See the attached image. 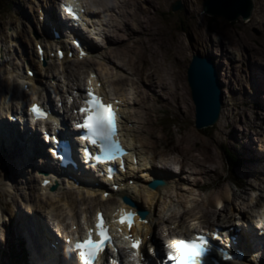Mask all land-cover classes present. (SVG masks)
Returning a JSON list of instances; mask_svg holds the SVG:
<instances>
[{"label": "rangeland", "instance_id": "obj_1", "mask_svg": "<svg viewBox=\"0 0 264 264\" xmlns=\"http://www.w3.org/2000/svg\"><path fill=\"white\" fill-rule=\"evenodd\" d=\"M175 1L177 0H128L126 8L130 13L123 15L121 28L117 31L109 52L127 54L142 69L159 74L160 82H167L164 85L170 86L164 88L165 91L160 96L164 102H155L153 106L172 108V102L177 108L174 114L178 120L175 122L166 117L162 124V115L158 113L159 121L156 122V114L150 112V130L155 137L162 139L153 138L151 143L157 151L168 150L169 153L179 154L182 161L174 158L179 164L183 165L189 160L184 165H193L191 182L196 184L188 186V191L189 194L193 189L196 192L192 196L193 204L201 207L202 210L199 211L203 216L208 212L214 213L204 203V191L213 192L208 182L218 175L221 176L220 184H224L228 177L225 150L241 145L246 135L250 136V141L253 140L259 122L253 119L254 126L250 127V120L243 118L241 107L227 102L218 122L219 126L216 124L198 129L195 124L196 103L192 97L187 70L195 52L208 51L212 54L217 47L219 50L215 56L219 69L221 73L228 75L224 90L229 89L232 83H237L242 88L251 89L254 99L264 103V99H261L264 94L261 86L252 84L241 72L243 70L234 66L246 57L250 62V73H256L261 82L264 79V0H253V10L248 19L240 16L234 21L205 13L204 0H179L184 9L172 11ZM230 57L236 59V62L231 61ZM146 110L144 108L145 118ZM176 215L179 219L180 214L177 213L169 218ZM209 218H212L211 215ZM0 251H5L8 255L11 243L7 246L0 243ZM4 257L0 254V264L5 262Z\"/></svg>", "mask_w": 264, "mask_h": 264}, {"label": "snow or ice", "instance_id": "obj_2", "mask_svg": "<svg viewBox=\"0 0 264 264\" xmlns=\"http://www.w3.org/2000/svg\"><path fill=\"white\" fill-rule=\"evenodd\" d=\"M64 10L69 15L75 17L71 7H66ZM83 55L84 53L81 52V56ZM88 84L87 96L89 99L86 103L89 107L79 110L81 113H86L87 115L83 123H78L76 127L87 130V134L84 135L82 139L89 140L92 145L98 148L99 153L102 154L95 156L97 162L116 160L120 156L125 155V153L121 145L114 138L115 113L110 104L104 105L101 99L93 94L91 79L88 81ZM31 111L38 118H44L46 114L45 111L41 110L40 106L35 104L32 106ZM93 113H95V115H93ZM121 167H123V164H121ZM125 202L131 203L130 201ZM131 207L135 208L136 206L132 204ZM119 211L120 222H127L129 227L132 226V222L137 215H142V213L132 211L131 208L128 211H125L123 208ZM96 219L95 235L98 239H93V233L90 230L87 239L78 240L74 244V250L78 253V259L81 264H96L98 256L105 252L107 245L111 243V237L108 233L103 215L98 212ZM215 239H219V237H215ZM124 240L129 241L128 247L137 250L133 253L132 259L143 256V253L140 251L143 244L141 239H133L131 236H124ZM167 247L170 249L166 253L167 264H204V258L209 251L210 241L209 238L200 236L195 240L181 239L175 245H168ZM113 251H115V248H113ZM151 251L152 250L149 249V252ZM224 258H226V260L232 259L231 256L227 255ZM139 264H144V260H140Z\"/></svg>", "mask_w": 264, "mask_h": 264}, {"label": "water", "instance_id": "obj_3", "mask_svg": "<svg viewBox=\"0 0 264 264\" xmlns=\"http://www.w3.org/2000/svg\"><path fill=\"white\" fill-rule=\"evenodd\" d=\"M179 0L172 9H182ZM253 9V0H204L203 11L212 16L218 15L233 21L240 15L243 18L250 16ZM189 83L192 95L197 106V127L212 125L220 113L221 82L215 66L209 58L194 60L188 70Z\"/></svg>", "mask_w": 264, "mask_h": 264}, {"label": "bare ground", "instance_id": "obj_4", "mask_svg": "<svg viewBox=\"0 0 264 264\" xmlns=\"http://www.w3.org/2000/svg\"><path fill=\"white\" fill-rule=\"evenodd\" d=\"M110 20L113 22V20L110 18ZM107 24V23H106ZM113 24V23H112ZM112 25H110V27H111ZM153 54V53H152ZM148 58V57H147ZM168 59V58H167ZM117 60L119 61V58L117 57ZM127 61V58H125L124 56H123V61L122 62H126ZM154 66V65H153ZM160 70V69H159ZM16 78V76L14 77V79ZM142 79V76L141 77H139V79ZM147 82H150V80H148ZM1 83H2V81H1ZM131 84L135 87V89H137V90H139V91H141L142 92V90H140L141 89V86L139 85V84H137L136 82H131ZM3 86L4 85H2L1 84V87H2V90L1 91H3ZM11 86V85H10ZM10 86H8V88H7V92H8V95L9 96H16V93L14 94L13 93V91H12V89H11V87ZM39 89H40V85L38 84V91H39ZM37 90H35V91H31V96L32 97H35V92H36ZM155 92V91H154ZM9 93H13V94H9ZM143 93V92H142ZM149 103H150V100H149V98L148 97H146V99L143 101V98L141 99V101H140V104H141V109L142 110H140V111H135L134 112V115H136V117H137V119L139 120V121H142V123H145V116H144V108H147V109H149ZM12 108H15V107H12ZM11 109V107L8 105V106H4L2 109H0V118L6 113V112H8L9 110ZM145 113H147V110L145 111ZM221 119V118H220ZM23 121V120H22ZM220 121V120H219ZM16 123L14 122L13 123V125H15ZM6 125H3V127H2V129H3V131L6 129ZM12 128H14V127H12ZM27 136V135H26ZM8 139H12V136H9V137H7ZM3 139V137L2 136H0V141ZM16 140V142H20V141H18V139H15ZM21 144V143H20ZM17 145V144H16ZM15 145V146H16ZM18 146V145H17ZM36 146L38 147L39 146V143L37 142V144H36ZM20 149H21V151H23V148L21 147V146H18ZM13 148V147H12ZM49 148L50 149H52V146L51 145H49ZM24 149H28L27 147H24ZM15 151H19V150H15ZM1 153H3V151H1ZM37 152H34L33 153V155L35 156V154H36ZM22 154V153H21ZM153 174H155V175H157L156 173H153ZM4 175H6V173H4L2 170H0V177H2V176H4ZM4 180H5V177H4ZM0 181H2L1 180V178H0ZM96 181V180H95ZM172 188H173V186H172ZM166 189H168V186L166 187ZM153 195H154V193H152V197H153ZM43 197L44 196H46V195H42ZM223 196L225 197V193L223 192ZM222 198H220V200H221ZM34 200H38V198H37V196L34 198ZM40 204H43V202L42 201H38ZM204 202H208V203H210V201H206V200H204ZM213 205H214V203H213ZM72 209V207H70V210ZM74 212H76V214H74V213H71V215H72V217H75V216H79V214H82V212L83 211H85V212H87V213H90V211L88 210V209H82V210H73ZM240 211V210H239ZM191 213L195 216V211L194 210H192L191 211ZM231 214V213H230ZM209 215L210 214H207V218H209ZM201 220L202 219H200V221H199V216H195V221H196V225L197 226H193V227H190V228H182L181 230H179L180 232H177V233H175V235H179V234H181L182 236H184L186 233H188V232H192V231H196V230H198L199 228H200V226L198 225V223L199 222H201ZM28 221H30V220H28ZM31 222H33L34 223V221H32L31 220ZM254 222V221H253ZM35 224L37 225V226H39L40 224H37L36 222H35ZM33 228H35L34 226H33ZM190 229V230H189ZM50 231H51V229H49ZM48 230V231H49ZM31 231H33L32 233H34V231H38V230H31ZM37 253H38V251H37ZM58 253H55L54 255H57ZM62 254V253H61ZM60 253H59V255H58V258L59 259H61L62 258V255H61ZM57 258V259H58ZM34 261H36L35 259H34ZM67 261V260H66ZM37 262H39V263H41V259L40 258H37ZM256 263H258V260H256ZM259 264H264V261L262 260Z\"/></svg>", "mask_w": 264, "mask_h": 264}]
</instances>
